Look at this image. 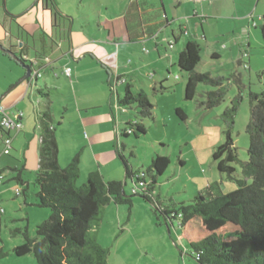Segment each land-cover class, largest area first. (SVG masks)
Segmentation results:
<instances>
[{"label": "rangeland", "instance_id": "1", "mask_svg": "<svg viewBox=\"0 0 264 264\" xmlns=\"http://www.w3.org/2000/svg\"><path fill=\"white\" fill-rule=\"evenodd\" d=\"M34 2L35 0H6L4 4V0H0V42L8 49L13 48L18 54L21 53L22 42L18 40L19 26L27 24V28L34 31L37 24L31 25V23L35 22L38 6L44 5L42 1L28 10ZM193 3L195 5L199 2L193 1ZM256 3L257 1L254 5L245 3L237 13L225 12L218 20L208 18L209 22L204 24L197 16L193 17L191 8L189 14L192 18L188 20L190 31L189 34L183 35L181 44L172 45L173 31L177 34L180 32L178 21L161 33L160 38L163 44L160 49L167 57L160 64H154L153 57L143 49L142 44L139 45L141 48L140 50L138 48L139 55L137 54L136 60L144 68L135 77L136 81L133 82L131 92L133 94L144 92L148 96L154 105L152 117L142 118L136 104L125 109L119 108L115 96L113 118L110 104L113 89L111 85L105 83L104 106H98L84 113L87 118V128L81 126L83 123H78L79 125L76 126L74 123L76 112L72 108L75 106L76 97L71 87L72 81L65 78L62 68L58 67L60 78L56 81L62 88L60 87V91L53 90L50 81L55 79L51 80L49 74L42 69L38 79V89L43 90V96L40 98H44V110H49L51 105V102L47 101L49 94L53 100L52 112L49 113L52 117L46 119L47 124L58 127L59 122L66 116L65 106L70 109L66 124L63 126L67 130L68 137L65 135L60 142L61 167L67 166L73 158L68 159L70 153L64 150L70 147L71 141L73 144L79 142L77 138H70V136L71 132L75 133L74 129L80 128L82 134L88 130L93 136L94 145L90 148V144L85 147L79 143L81 146L79 150L83 151L79 185L86 182L89 173L93 170H99L106 180L125 181L126 170L117 152L119 147L132 168L138 170L141 175L157 155L170 158L168 168L157 178L152 195L155 201L160 200L163 205H170V199L176 205L182 202L192 203L199 191L209 182H218L224 192L236 189L238 185L235 180L217 169L213 155L216 149L226 141L227 125L223 119V113L231 106L232 100L239 92H242L244 99L235 117L232 136L239 158L248 159L249 135L246 128L251 117L249 95L252 90L261 91L264 84V44L260 31L264 0L260 1L258 7ZM195 6L198 7V5ZM41 11L44 12L42 8ZM198 12L200 14V8ZM12 14L21 16L17 20H12L10 16ZM96 16L97 13L91 14L94 29H96L94 24ZM255 22L256 27H254ZM203 26L208 38H214L212 46H209L202 37ZM25 33L29 34L26 31ZM117 33L120 36V31ZM31 38L33 39L32 35ZM192 39H197L202 49L201 61L196 71L210 72L212 76H222L226 79V97L219 106L212 109L205 110L199 107V103L205 98L204 94L216 89L211 85L200 84L193 100L188 101L184 98L187 73L179 70L177 59L178 53L181 52L179 48L183 50L185 47L184 41L186 40L187 43ZM213 49L222 54L220 59L211 57ZM153 54L155 58L158 57L155 49ZM170 55L173 56L172 63ZM68 61L75 69V60L70 58ZM246 63L249 67H245ZM64 64L62 59L61 66ZM98 67H102V63H99ZM121 72L123 73L122 70ZM103 73L104 81H106V72ZM24 74L25 69L22 65L0 52V84L10 77L19 75L20 79ZM234 75L240 78V82L234 81ZM91 80L81 81L78 87L80 86L79 88L84 89L85 92H99L100 86L95 85H98V82L94 78ZM46 81L48 84L45 83ZM126 85L119 86V96H124ZM91 97L89 99L94 102L101 95L96 94ZM86 99L80 94L81 106L88 101ZM177 108L184 110L187 120H181L176 115ZM104 118L109 119L108 122H104ZM90 119L93 120L92 123ZM129 120L143 122L147 132L139 134L138 137L134 134L123 137L120 133ZM29 133L32 134L33 131ZM30 134L25 143H19L17 152L10 148L12 150L10 155L3 154L5 145L0 142L3 156L1 158L3 163H1L7 162L11 166L6 167L5 179L0 183V250L7 253V256L0 259V264H38L33 253L18 256L14 249L25 243V233L32 238L37 237V226L52 214L50 208L38 205L37 193L40 188L36 183V177L40 170L39 147L42 145L43 134L39 132L33 134L34 136ZM24 165L25 169L22 171L24 183L22 184L17 181V172L14 168H22ZM233 165L236 168L234 176L244 178L241 163L234 162ZM146 179L150 180L147 176ZM247 180L249 183L252 182L251 178ZM132 187L133 182L130 179L127 180L125 186L127 195L133 193ZM16 188L21 190L20 195H17ZM156 209L158 210L157 202L152 205L140 196L134 197L132 206L112 203L106 207L104 219L98 228V236L101 244L110 248L109 264H200L192 253L185 229L177 221L173 225L166 224L164 217L160 211L156 212Z\"/></svg>", "mask_w": 264, "mask_h": 264}, {"label": "trees", "instance_id": "2", "mask_svg": "<svg viewBox=\"0 0 264 264\" xmlns=\"http://www.w3.org/2000/svg\"><path fill=\"white\" fill-rule=\"evenodd\" d=\"M42 1L45 8L51 9L55 26L66 19L58 10L56 0H40L35 6ZM131 5L142 9L139 0H133ZM10 16L12 20L20 17L13 14ZM163 19L168 23L165 16ZM261 21L260 31L264 44V15ZM19 27L22 28L21 25ZM63 31L69 32V28L64 27ZM128 31H131L130 26ZM19 40H22L21 37ZM24 47L19 54L13 48L9 49L24 62ZM201 50L200 44L195 40L187 41L184 49L178 54L177 66L182 73H187L185 100L195 98L200 84L216 88L207 91L204 100L199 103L200 108L207 110L219 106L224 101L227 87L224 77L196 71L201 61ZM0 52L13 60L4 51ZM13 61L20 64L16 60ZM102 66L105 68L109 85L113 86L116 81L122 80L121 76H114L109 68L103 64ZM233 78L235 82H240L237 75ZM111 93V113L114 118L115 94L113 90ZM243 99V93L239 92L232 100L231 106L224 111L226 141L213 155L217 169L234 179L237 188L224 192L218 182H209L199 191L192 203L182 202L179 205L171 199L170 205H163L152 196L158 176L166 171L171 162L168 156L157 155L141 175L138 170L132 168L117 147L118 155L125 165V181L106 180L99 170H93L86 182L79 185L83 151H77L67 166H59L56 127L46 126L41 138L40 170L36 183L40 188L37 193L38 205L50 208L52 214L37 226V237L32 238L25 233V243L17 246L15 253L18 256L33 253L38 264H109L110 248L102 245L98 236L105 209L112 203L132 206L134 197L140 196L152 205L157 202L156 212L160 211L166 224L173 225L177 221L185 229L192 253L200 264H264V84L261 91L252 90L249 95L251 117L246 128L249 135L247 160L239 158L232 136L235 117ZM133 104L139 107L142 118L152 117L154 105L148 96L144 92L133 94L131 85L127 84L124 96H117V105L125 109ZM176 115L181 120H187V114L182 108L176 109ZM13 132L18 131L6 130L0 118V142L5 145L4 151L7 143H10L12 148ZM146 132L143 122L129 120L120 134L123 137L131 134L138 137ZM10 154L11 149L6 155ZM234 162L241 163L244 178L234 176ZM24 169L25 165L22 168H14L17 172L16 179L22 184ZM4 172L5 170H0L3 180ZM249 178L252 179L251 183L247 180ZM129 179L133 182L132 191L135 189L131 195L125 192ZM5 256L7 253L1 249L0 259Z\"/></svg>", "mask_w": 264, "mask_h": 264}, {"label": "crops", "instance_id": "3", "mask_svg": "<svg viewBox=\"0 0 264 264\" xmlns=\"http://www.w3.org/2000/svg\"><path fill=\"white\" fill-rule=\"evenodd\" d=\"M132 1L133 0H56L58 10L66 17V19L58 23L59 25L55 26L51 9L45 8L44 5H40L41 7L38 6L37 8L35 22L31 23V25L37 24L35 30L31 31L30 28H27V24H24L22 28L19 27L17 31V34H20L19 38L21 37L22 39L20 44L21 48L25 46L23 57L26 60L39 58L41 71L43 69L45 73H48L51 80L52 78L55 79V81L49 80L50 83H52L51 85H53V90L60 91L59 89L62 88V86H60L61 88L59 87V83L56 81V79L59 80L60 78L58 67L62 68L61 71L64 77L72 81L71 87H73L76 97L75 106L72 107L76 112V120L74 122L76 126L78 123H83L81 126L87 128V118H85L86 115L84 113L88 110L96 109L98 106H104L103 101L106 98V89L104 86L105 83L107 85L108 83L107 80L104 81L103 72H106L105 68L103 66L99 68V63L109 68L114 76L122 77V80L116 81L112 86L117 102L119 86L122 84H130L131 87H133V82L136 81L135 77L143 71L144 66L136 60L139 55L137 52L138 48L139 50L141 48L139 45L142 44L143 49L153 57L152 62L154 64L162 63L167 55L163 54L160 49L163 44V40L160 38L161 33L166 31L168 26L178 21L180 24V32L177 34L173 31L174 40L172 45L181 44L183 35L189 34L190 31L188 20L192 18L189 14L191 8L193 10V17L197 16L201 20V23L204 24L205 22H209L208 18H216L215 20H218L225 12L230 11L231 13H237L240 7L244 6L245 3H252V5H254V2L257 1L256 5L258 7L261 0H203L195 4L198 5V7L194 5L192 0H139L142 4V9L133 7L131 5ZM41 8L44 12L41 11ZM198 8H200V14ZM93 12L94 15L97 13V18L94 20L96 29L93 27V18L91 17ZM68 16L72 17L73 21H71ZM164 16L168 19V23L163 21ZM129 26L131 27V31H128ZM256 26L257 23L255 22L254 27ZM64 27L69 28V30L71 29V32L63 31ZM25 31L29 34L25 33ZM118 31H120V36H118ZM202 37L209 46L214 44V38H208L204 26ZM192 40L197 42V39ZM184 42L186 44V40ZM11 44L14 43L11 42ZM185 44H183V46ZM153 49H155L158 54L156 58L154 57ZM179 49V51H182L181 48ZM221 56L222 54L220 52L215 49L212 50V58L220 59ZM170 57L172 63L173 56L170 55ZM70 58L76 62L75 69L69 64L68 60ZM62 59L65 62L64 66H61ZM66 67L72 68L70 77L64 72ZM40 76H38V79ZM19 77V75L10 77L4 83H1L0 96L5 89L9 87L6 90L8 91L14 86ZM93 78L98 82V85H95L97 87L100 86L99 92H85L84 89L79 88L80 86L78 87L81 81L93 80ZM45 83L48 84L47 81ZM48 89L51 88L48 87ZM80 94L84 95L87 98L86 100H88L82 106L79 102ZM96 94H100L101 97L96 98L94 102L91 101L89 97ZM40 96H43V90L41 88L38 89V81L30 86L24 82L11 90L0 103L7 109V112L11 116H17L23 122V128L18 132L12 133V148L15 149L16 152L19 143L23 144L28 140L29 132L33 131L30 135H35L38 132L44 135L45 127L52 126L47 124L46 119H51L52 117L49 113L52 112L53 100L49 94L47 101L51 102V105L49 106V110H44V98L41 99ZM67 101L68 100H66V102ZM65 110L67 111L66 116L59 122L58 127L55 126V136L59 149L57 158L59 166H61L60 157L62 153L60 142L65 138L67 132L63 126L66 124L68 111L70 109L68 106H65ZM108 120L107 118L103 119L104 122H108ZM91 121L93 120L90 119V122ZM74 132L76 134L71 132L70 138H77L79 142L73 144L71 141L70 147H66V150H64L70 153L68 159L73 157L82 145L87 147L90 144V148H93L94 145V138L88 130H85L84 134H82V129L80 128L74 129ZM79 143H81V146H79ZM41 148L40 146V152L42 151ZM16 152H14V154ZM2 157V152H0V170L11 167L7 162L6 164H2ZM4 173L6 174V172Z\"/></svg>", "mask_w": 264, "mask_h": 264}, {"label": "water", "instance_id": "4", "mask_svg": "<svg viewBox=\"0 0 264 264\" xmlns=\"http://www.w3.org/2000/svg\"><path fill=\"white\" fill-rule=\"evenodd\" d=\"M40 0H35V2L29 7L28 10L32 9L33 7H35V5L39 2ZM6 3V0H4V4ZM27 10V11H28ZM17 16H21V15H17ZM71 21H73V18L68 16ZM71 28V26H70ZM71 32V29H70ZM0 50L4 51L6 54H8L9 56H11L14 60H16L17 62L20 63V65H22L25 69V74L23 75V77H21L14 86H12L8 91H6L5 93H3L0 96V103L2 101V99L11 91L13 90L16 86L23 84L24 82H26L29 86L36 83L38 80V75L41 72V67L37 68V60L36 59H30V60H26V61H21L20 57L12 52L10 49L6 48L1 42H0Z\"/></svg>", "mask_w": 264, "mask_h": 264}, {"label": "built area", "instance_id": "5", "mask_svg": "<svg viewBox=\"0 0 264 264\" xmlns=\"http://www.w3.org/2000/svg\"><path fill=\"white\" fill-rule=\"evenodd\" d=\"M194 2H200L203 0H192ZM245 67H249L248 64H245ZM65 74L70 77L71 76V72H72V68L71 67H66L64 70ZM41 75V72L39 73L38 76ZM0 118H1V123L2 126L6 129V130H21L23 128V122L19 117H13L11 116L8 112L7 109L3 106L0 105ZM10 150V143H7L6 145V149L4 151V153H8ZM3 182V176H0V183ZM133 191L135 192V189H133ZM16 192L18 195L21 194V190L19 188H16Z\"/></svg>", "mask_w": 264, "mask_h": 264}, {"label": "flooded vegetation", "instance_id": "6", "mask_svg": "<svg viewBox=\"0 0 264 264\" xmlns=\"http://www.w3.org/2000/svg\"><path fill=\"white\" fill-rule=\"evenodd\" d=\"M36 60H37V62H38L36 66H37V67H38V66L40 67V60H39V58H37Z\"/></svg>", "mask_w": 264, "mask_h": 264}, {"label": "clouds", "instance_id": "7", "mask_svg": "<svg viewBox=\"0 0 264 264\" xmlns=\"http://www.w3.org/2000/svg\"><path fill=\"white\" fill-rule=\"evenodd\" d=\"M39 67V66H38Z\"/></svg>", "mask_w": 264, "mask_h": 264}]
</instances>
